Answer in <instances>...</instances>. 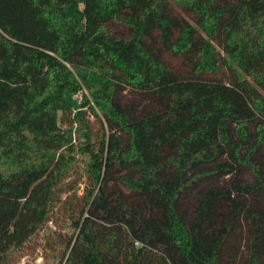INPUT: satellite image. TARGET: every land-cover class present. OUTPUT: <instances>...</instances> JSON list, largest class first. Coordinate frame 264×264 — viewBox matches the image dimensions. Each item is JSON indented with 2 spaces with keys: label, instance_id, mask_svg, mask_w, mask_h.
Listing matches in <instances>:
<instances>
[{
  "label": "trees",
  "instance_id": "obj_1",
  "mask_svg": "<svg viewBox=\"0 0 264 264\" xmlns=\"http://www.w3.org/2000/svg\"><path fill=\"white\" fill-rule=\"evenodd\" d=\"M262 154L264 0H0V264H264Z\"/></svg>",
  "mask_w": 264,
  "mask_h": 264
},
{
  "label": "rangeland",
  "instance_id": "obj_2",
  "mask_svg": "<svg viewBox=\"0 0 264 264\" xmlns=\"http://www.w3.org/2000/svg\"><path fill=\"white\" fill-rule=\"evenodd\" d=\"M125 94L128 96V100H137L139 101L140 99L136 98L134 94L125 91ZM106 125V123H105ZM263 152V151H262ZM261 156H264L263 154ZM214 181V180H213ZM221 182V181H220ZM217 182H204L202 184V187H208L211 184L215 185ZM83 191L81 190L79 195L80 197L82 196ZM197 192L193 191L189 193V195L185 198V202L189 201L190 199L192 200L190 205H192L193 198L196 196ZM63 220L59 222L55 228L59 229ZM49 262H52V258L50 257L49 253L47 254L45 249L43 248V241L41 239V235H39L38 238L34 240L31 245H29L27 248H25L22 252H20L18 255H16L10 264H49Z\"/></svg>",
  "mask_w": 264,
  "mask_h": 264
},
{
  "label": "built area",
  "instance_id": "obj_3",
  "mask_svg": "<svg viewBox=\"0 0 264 264\" xmlns=\"http://www.w3.org/2000/svg\"><path fill=\"white\" fill-rule=\"evenodd\" d=\"M76 99L78 100V102H81L82 96L81 95H76Z\"/></svg>",
  "mask_w": 264,
  "mask_h": 264
}]
</instances>
